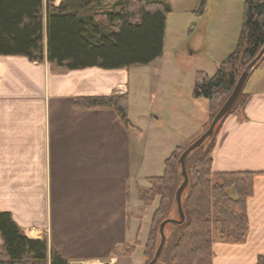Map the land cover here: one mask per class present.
Returning a JSON list of instances; mask_svg holds the SVG:
<instances>
[{
	"label": "crops",
	"instance_id": "0c3cea01",
	"mask_svg": "<svg viewBox=\"0 0 264 264\" xmlns=\"http://www.w3.org/2000/svg\"><path fill=\"white\" fill-rule=\"evenodd\" d=\"M115 1L105 0L104 4ZM149 1L168 4V18L178 13L182 21L172 35L167 19L162 56L145 66L154 81L150 87L143 84L145 94L138 113L132 111L135 66L62 70L46 59L31 62L24 56H0V212L9 213L27 238L45 237L69 264H127L134 254L111 257V249L135 238L141 245L145 242L151 214L139 201L136 186H148L145 179L155 175L147 173L165 159L157 161L146 146L164 144L171 153L197 137L198 126L207 121L206 100L200 102L192 96L195 73L206 71L194 70L182 79L179 74L185 68L167 66L166 59L169 62L174 57L178 42L186 41L181 57L197 54L212 68L233 51L240 31L244 0L238 4L223 0L218 10L207 5V16L200 18L192 14L198 10L199 0ZM59 2L54 0V4ZM42 3L46 45V0ZM211 17V22L206 21ZM192 23L195 27L188 35ZM207 24L213 27L208 35L203 33ZM169 84L178 87L170 96ZM244 91V103L222 121L212 151L214 173H264V62L248 78ZM126 93L129 125L112 110L73 106L78 97ZM171 98L176 104L170 116L165 118L153 110L154 101ZM198 102L202 108L197 114L195 104L197 118L185 107ZM153 115L159 122L161 117L167 121V139L153 132L159 124L151 120ZM246 213L249 230L245 240L213 242L212 264H256L264 256V174L253 179ZM147 216L146 236L140 235Z\"/></svg>",
	"mask_w": 264,
	"mask_h": 264
},
{
	"label": "trees",
	"instance_id": "16d2710c",
	"mask_svg": "<svg viewBox=\"0 0 264 264\" xmlns=\"http://www.w3.org/2000/svg\"><path fill=\"white\" fill-rule=\"evenodd\" d=\"M104 1L60 0L54 4V0H46L44 45L43 0H0V56H24L31 62L46 59L62 70H116L157 61L163 51L169 5L160 1L118 0L105 6ZM199 1L194 13L197 18L204 15L207 5V0ZM263 46L264 0H244L234 50L213 75L202 71L194 75L192 96L207 102L209 119L202 133ZM263 60L264 56L249 77ZM244 86L226 115L244 103ZM73 106L78 110H112L129 125L128 94L78 97ZM222 120L213 135L185 158L188 184L181 196L184 220L174 224L169 233L164 228L170 243L168 264H212L213 242L240 243L247 236L246 202L253 193L254 177L264 173L212 172V151ZM184 149L176 147L164 159L162 174L145 179L148 186H136L143 206L151 207L157 202L142 246L144 264L153 259L159 225L176 214L175 194L183 181L178 160ZM0 239V264H69L59 248L49 245L46 238L24 236L6 212H0ZM135 246H139V241L114 247L110 255L130 257ZM256 264H264V256Z\"/></svg>",
	"mask_w": 264,
	"mask_h": 264
},
{
	"label": "rangeland",
	"instance_id": "374dc122",
	"mask_svg": "<svg viewBox=\"0 0 264 264\" xmlns=\"http://www.w3.org/2000/svg\"><path fill=\"white\" fill-rule=\"evenodd\" d=\"M235 1H236V4H238V2H237L238 0H235ZM223 3H224L223 0H207V5H214L215 10H218L217 5H223ZM198 4H200V2ZM207 5H206V10H205L206 12L204 13L206 16H207ZM239 6L240 5H238V7ZM241 13H242V10H241ZM177 15H178V13H174L173 16H170L168 18V26L170 27V33L172 35L177 33V27L182 21V19L180 17H178ZM231 19H234V18L232 17ZM209 20L211 22L212 17L206 21H209ZM188 22L191 23L190 21H188ZM189 26L190 25H188V30H189ZM235 26H236V28H238V31H239L240 24L236 23ZM211 32H213V27L210 26L209 24L205 25L203 28V33H206L208 35ZM190 34L191 33L189 32L188 35H190ZM205 39H207L206 35H205ZM185 43H186V41L178 42L177 46H176L178 48H174V57L170 58L169 62H168V59H166V65L167 66H169L171 64V65H179V66H182L185 68V70H183V72L179 74L182 79H185L186 74H188L194 70H201V69L205 70L207 74L212 75L213 71L215 70L214 68L218 67V65L225 59V58L220 59L219 63H217L216 65H212V68H209L207 65L205 66L206 61L202 57L198 56L197 54H193V55L187 54L185 57H181V55L183 54ZM208 61H213V59H208ZM263 62H264V60H263ZM149 69H151V68H149ZM132 73H133V77L131 76V95H132V101H133L132 111L134 113H138L140 111L141 105H142V93L145 94V86L143 88V84L146 85L147 87H150L153 84L154 79H153L152 74H150V75L147 74V70H146L145 66H139V65L135 66L132 70ZM175 86H176L175 84H169V90H168L169 96H170V94L172 95L173 92L178 89V87H175ZM145 101H146V98H145ZM199 101L202 102L204 100H203V98H199ZM175 104H176V99L174 98L172 100V98H171V100H169V101H163V102L154 101L152 103V108L155 112H162L165 115V118H167L168 116H170L169 112L174 108ZM195 104H196L197 110H198L197 114H200L202 107L199 104V102L194 103V104L192 103L191 105H189V107H185V110L188 112L194 113L196 111ZM194 114L198 118L199 115H197L196 113H194ZM188 117H189V115H188ZM165 118L161 117L160 122L157 118L154 117V115L151 118V120L156 123V126H157V122H159L158 131H153V132L160 133L163 136V140L168 138V132H169V131H167L168 124H167V121L165 120ZM208 119L209 118H208V113H207L206 123L208 122ZM206 123L204 125L198 126L197 136L198 135L200 136L202 134L203 130L205 129ZM188 124H189V121L186 122V125H188ZM165 130H166V133H165ZM175 132H178V130H175ZM192 140L193 139L191 138L187 142L191 143ZM146 149L150 150L156 156L157 161L164 159V158L166 159L170 155L168 149L164 148V144H163V147H157V146L148 147V146H146ZM163 161L164 160L160 161L158 163V165L155 166V170L148 172L147 174L160 176L162 174V171H163ZM156 205H157V202L154 206L156 207ZM146 211L148 214L149 213L151 214L153 212V207L147 209ZM147 219H148V216L144 219L143 231L140 235L146 236V233H144V231H145L146 226H147ZM172 219L173 220L179 219L177 207H176V214L174 215V218H172ZM175 226L176 225H174L173 223H167L165 225V228H166L167 232L169 233L173 229V227H175ZM168 233H167V236H169ZM159 241H160V238L158 237L157 245H158ZM48 244H49V242H48ZM49 245H51V244H49ZM52 246H54V245H52ZM168 246H169V249H168ZM169 251H170V243H169V241L167 243V240L165 237L164 247H163V249H162V251H161V253L157 259L156 264H168V261L170 258ZM141 252H142V247H139L136 250V252L134 253V255L127 262V264H130V263L131 264H139V262H143L144 260L142 258ZM142 264H144V262Z\"/></svg>",
	"mask_w": 264,
	"mask_h": 264
},
{
	"label": "water",
	"instance_id": "95a60500",
	"mask_svg": "<svg viewBox=\"0 0 264 264\" xmlns=\"http://www.w3.org/2000/svg\"><path fill=\"white\" fill-rule=\"evenodd\" d=\"M264 55V46L261 48V50L258 52L256 57L245 67L244 71L241 73L231 95L229 98L224 102L222 107L219 109V111L216 113L214 118L212 119L207 131L203 133L196 141H194L191 145H189L185 151L181 154L178 163L181 167V176L183 178V181L179 188L177 189V192L175 194V202L177 207V212L179 216V220H165L159 225V236H160V244L158 248L156 249V252L154 254V258L152 261L148 264H155L157 262V259L164 247L165 243V237H164V227L167 223H173V224H180L184 220L183 211L181 207V195L185 189V187L188 184V176L185 169V158L187 155L193 151L194 149L198 148L208 137H210L213 133V129L217 122L229 111V109L234 104L235 100L237 99L239 93L242 90V87L244 85V82L246 78L248 77L250 71L254 68V66L257 64V62L262 58Z\"/></svg>",
	"mask_w": 264,
	"mask_h": 264
}]
</instances>
